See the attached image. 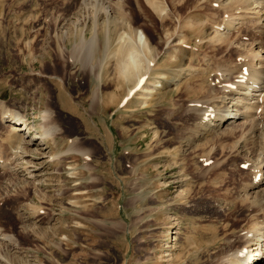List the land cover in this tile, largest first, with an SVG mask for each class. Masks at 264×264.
Instances as JSON below:
<instances>
[{
  "label": "rangeland",
  "instance_id": "obj_1",
  "mask_svg": "<svg viewBox=\"0 0 264 264\" xmlns=\"http://www.w3.org/2000/svg\"><path fill=\"white\" fill-rule=\"evenodd\" d=\"M155 1L168 6L166 19L145 11L141 0L119 2L151 42L134 77L151 81L156 70L176 68L163 45L178 34L189 39L192 52L183 63L192 68L178 89L172 81L142 103L140 88L126 92L134 77L121 79L111 65L98 79L71 59L82 27L72 18L80 14L79 0H0V101L25 112L36 130L47 106L58 154L39 182L24 184L11 171L0 179L7 183L0 186V228L11 237L0 240V264H240L245 251L234 249L248 245L242 234L264 217V181L254 186L264 173L262 139L251 136L257 120L256 133L264 134L263 104L253 117L209 131L198 133L196 122L203 105L220 108L224 84L239 71V52L264 43V26L251 14L224 30L232 45L211 44L199 30L180 32L196 0ZM198 2L209 20L206 33L213 31L210 21L224 25L230 17ZM98 50L93 46L95 66Z\"/></svg>",
  "mask_w": 264,
  "mask_h": 264
},
{
  "label": "bare ground",
  "instance_id": "obj_2",
  "mask_svg": "<svg viewBox=\"0 0 264 264\" xmlns=\"http://www.w3.org/2000/svg\"><path fill=\"white\" fill-rule=\"evenodd\" d=\"M141 1H143L144 3L143 6L145 5V11L146 8L149 9L154 15L157 14L158 16H160V19L161 16L163 17V14L166 15L168 11V6L165 5V3L163 2L161 3L162 4L161 5V4H157L158 1L156 2L155 0H141ZM199 1L200 2L205 1L207 3H210L211 6L221 9V11L223 12L226 13L228 12L230 17L226 19L224 25L222 24L214 25L215 22L210 21L209 24L213 28V31L212 32L210 31V33H206L202 26L204 25L205 21H209V20L205 19L207 16H204L202 14L203 12L199 9L200 6L199 2L198 0H196L195 5L196 7H198V9L196 8L191 9L189 11V17H184L183 20L180 19L182 22L180 26L181 29L179 28L181 33L183 30L185 31V29H188L190 33L194 34L195 33L194 30H197V32L199 31L200 33L202 32L201 36L203 38L201 39H204L205 42L208 41L211 44L216 42L217 44H221V45H224L225 43L226 44L231 43L232 45L235 41H233L232 39L230 40L228 35L227 36L224 35V33L226 32L224 30L236 29L238 27L237 24L239 23L242 24V22L245 21V19L249 18L251 14H254V16H256V18L259 19L258 27H260V29L264 26V22H263L264 0H199ZM119 2H122V0H79L77 6L80 9L79 11L80 14L78 16L74 15L72 17L73 19H80L82 21V27L81 25H77L81 27V28L79 27L80 28L79 32H77L79 33L78 34L79 40L72 45L70 50L71 52L70 56L72 58L71 57L70 58L73 59L75 62H79L82 69L86 70L87 68L88 73L91 75V77L94 76L95 78L99 79L103 71L106 72L107 69L109 70L112 65V67L113 66L117 67V73L120 74L121 79L129 80L135 75L136 76L138 75L141 61L143 60V57H145L144 54L146 51L148 52L151 43L150 40L144 34H142V32L138 29V27L131 25L127 21V18L123 16V14H125L124 13L125 10H123ZM173 4H171L170 6L174 7ZM122 6L124 7V5ZM137 8L140 10L139 7ZM261 15L262 17L260 18ZM100 18H104L102 26L100 25L101 23L99 21ZM194 22L195 23L198 22L196 24L198 26L194 25L195 26L194 27L192 24ZM189 28L193 29V31ZM173 30H175L174 33H176L177 31L176 28ZM172 31L170 33L167 32V34H171ZM177 36H178V40L176 39L174 41L172 39L174 41L173 43L172 41L169 42L170 40L168 41L165 40L166 44L163 45L164 47L168 46L172 50L169 52L171 54L172 57L171 59L173 62L171 61L172 63L171 64L169 63L168 66L170 67L171 65L173 67L175 66L176 68H173V70L171 69L170 70L171 72L166 71V69H164L165 72H160L156 70L155 73L152 75L153 78L151 79V81L146 80L147 82L146 81L144 82V78L138 77L136 79V77H134L136 80H134L132 86H129L126 90L127 94L129 93V96H132L134 92L138 88H140L139 91L141 92V97L143 98V100L141 99L142 100L141 102L145 103L146 98L151 99L155 97L153 95H155V93L157 92L154 91L157 90L159 93L160 91H162V89H165L167 88V86L172 84V81L174 83L177 82L174 89L175 88L178 89L179 84L183 82L181 81V79L188 78L185 77L186 75L190 74L189 72L191 71L192 67H190L189 64L186 65L185 63H183V59H185L186 57L188 58L190 54L189 53L190 48L188 47L189 39L184 34H180V35L178 34ZM165 39H168V37ZM201 39H199V41L201 43L204 42L201 41ZM93 46L96 49H99L98 52L102 54L100 56L101 58L99 57L100 61L97 60L96 66L92 60L94 54ZM233 46L236 47L237 44ZM261 50L262 52H264V43L260 41L257 43V47L251 49V51L248 53L250 55L239 52V55L242 58L241 59L242 61H240L239 63V71H237V73L233 76V78L234 77L235 78L232 81V83L229 82L231 84L228 85L224 84L225 88L223 86L222 89L224 92H226V94L220 96V100L218 102L220 103V108L219 107L217 108L216 107L217 105H214L216 108L212 107L214 109L209 110L206 109V107L208 106L203 105L204 108L202 107V109L199 110L200 114L197 117V122H196V125L198 127L197 130L198 133L201 131H207L209 127L211 128V126L220 127L223 126V124L225 125L231 124L232 122L235 121L234 118H237L239 116L242 117L249 116L248 118H250V116L253 117V113H254L253 111L255 110V108L259 107L261 103L263 104V109H264V57L260 53ZM190 52H192V50ZM115 56H116V60H113L112 58ZM253 56L257 58L256 59L257 61L254 62ZM244 71L247 72L246 75ZM225 74H228V72L226 71ZM174 77H176V79L173 80ZM184 86L185 85H183V87ZM133 89H134L133 93L130 94ZM127 94L126 95L123 94L125 97L124 99H126ZM141 97L139 96L136 98H141ZM253 97L256 99V101L250 102V99ZM259 99L261 102L259 101ZM198 102H194L191 106L194 108H197L198 106H202ZM6 104L0 101V124L2 125L3 128L2 130H0V179L4 177L3 174L6 173L8 174V172L11 171L12 174H16L21 179V182L24 184H28L31 182L32 183L39 182V180H41L43 175L46 173V168H48L47 165L52 160L56 159L55 157L58 155L57 153L53 154L52 152V149L54 150L56 146L55 136L53 135L55 133H52L53 128L51 125H49L50 122L49 123L47 122L48 117H50L52 113L51 111H49V108H47V106L43 108L42 110L43 112L41 114L42 122L41 121L38 122L37 125L39 126L38 128L39 130H36V128H32L30 126L28 115L25 112L17 110L13 107H8ZM229 107L231 108L229 109ZM256 118H260V117H256ZM258 123H259L258 120L257 122L254 123L255 127H253V130L251 131L252 135L251 134L250 135L256 137L258 143L262 139V144H261L262 148H260L261 158L258 164L259 167L262 168L264 167V136H263L264 134H262L261 131H259L258 134L256 133L257 126H259L260 124ZM261 128H264V126L262 125ZM231 130L232 128H230V131ZM68 151L70 150L66 149L64 152H68ZM71 151L73 152V150ZM262 174L263 175L261 176V178L259 177V179L255 181L254 186L258 187L259 185H261L260 183L264 181V173ZM2 183L5 182L3 181ZM259 190H261V187L259 188ZM254 223L258 224V227L256 228L248 227V229H246L245 232L242 234L246 238L248 245L240 247L238 250L234 249L233 251V252L236 251L237 254L239 253L242 254L243 251L246 252V253L244 252L243 255L240 254L241 256L238 257L239 260L238 262L240 264H243L241 263L243 261L245 262V264H264V217L262 216V219H258V221L254 220ZM1 230L2 229L0 228V240L6 241L7 238L10 237V235L9 233ZM8 243L10 242L8 241ZM259 246L263 248L259 249ZM233 264H235V262Z\"/></svg>",
  "mask_w": 264,
  "mask_h": 264
}]
</instances>
